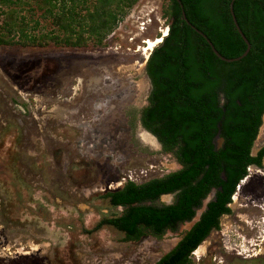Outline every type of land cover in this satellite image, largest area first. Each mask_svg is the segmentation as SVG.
<instances>
[{
	"label": "rangeland",
	"instance_id": "1",
	"mask_svg": "<svg viewBox=\"0 0 264 264\" xmlns=\"http://www.w3.org/2000/svg\"><path fill=\"white\" fill-rule=\"evenodd\" d=\"M169 2L141 0L104 50L0 46V264H157L199 220L207 202L161 240L126 242L110 227L90 233L122 211L102 199L106 193L181 168L159 143L154 149L140 137L152 85L139 46L169 27L162 13ZM134 10L152 19L132 43ZM263 147L264 122L254 155ZM260 172L250 169L233 213L203 243L204 253L193 254L194 264H264Z\"/></svg>",
	"mask_w": 264,
	"mask_h": 264
},
{
	"label": "trees",
	"instance_id": "2",
	"mask_svg": "<svg viewBox=\"0 0 264 264\" xmlns=\"http://www.w3.org/2000/svg\"><path fill=\"white\" fill-rule=\"evenodd\" d=\"M140 1L0 0V46L104 50ZM231 3L170 0L163 8L169 34L147 61L152 88L140 122L181 168L106 193L102 199L122 211L105 216L90 232L110 227L126 242L161 240L192 223L216 191L199 220L157 264H194L193 254L233 213V199L252 166L263 168L264 147L256 156L253 149L264 122V0L234 4L251 44L248 56L235 63L219 59L183 17L185 12L223 57L236 59L248 46L233 21ZM171 195L173 203L161 202Z\"/></svg>",
	"mask_w": 264,
	"mask_h": 264
},
{
	"label": "bare ground",
	"instance_id": "3",
	"mask_svg": "<svg viewBox=\"0 0 264 264\" xmlns=\"http://www.w3.org/2000/svg\"><path fill=\"white\" fill-rule=\"evenodd\" d=\"M134 11L135 12L131 16H129V19L127 22L128 25H133L132 26L133 30L130 32V34H131L130 39H133V41H131L129 39L132 43L140 42V40L142 39V36H144L146 34L145 31L147 29H145L144 27L149 25L148 20L152 19V17H150V16H148L147 18L144 17L143 16L144 12H140V13L136 14L137 11L136 10H134ZM143 40H145V43H148V46H149V47H146V49H145L146 56H144V59L147 60L149 58L150 52H152L162 42V40H161V38H158V39L153 40V41L152 40L146 41V39H143ZM132 45H134V44H132ZM140 137H141L142 141L144 142V144L148 145L149 147H152L154 149L160 148L157 140L151 134H149L147 131H145V130L142 131ZM256 171L258 174L261 173L259 169L252 168L251 174L253 172L255 173ZM244 185H246V183L242 184L241 188H243ZM237 199H238L237 196H235L234 201L236 202ZM200 250L203 251L204 247L202 246ZM200 253L201 252H199V254Z\"/></svg>",
	"mask_w": 264,
	"mask_h": 264
},
{
	"label": "water",
	"instance_id": "4",
	"mask_svg": "<svg viewBox=\"0 0 264 264\" xmlns=\"http://www.w3.org/2000/svg\"><path fill=\"white\" fill-rule=\"evenodd\" d=\"M178 1L180 2V0H178ZM235 2H236V0H232L231 7H230V9H231V14H232V17H233V21H234V23H235V26H236V28H237V30H238L240 36L243 38L244 42H245V43L247 44V46H248V49H247V51L245 52V54H244L243 56L239 57V58H236V59H227V58L223 57V56H222V55L216 50V48L214 47L213 43L208 39V37H207L206 35H204L202 32H200L198 29H196V27H194V26L188 21L187 16H186V13L183 12L184 20H185V21H186V22H187V23H188V24H189L194 30H196L199 34H201V35L207 40V42L209 43V45H210L211 48L213 49L215 55H216L219 59H221V60L224 61V62H228V63H235V62H239V61H241L242 59H244L245 57H247L248 54H249L250 51H251V44H250L249 40L247 39V37L245 36L244 32L242 31V29H241V27H240V25H239V23H238V20H237V18H236L235 12H234V4H235ZM162 42H163V40H162ZM162 42H161V43H162ZM161 43H160V44H161ZM153 137H154V136H153ZM154 138H155V137H154ZM155 139H156V138H155ZM156 140H157V139H156ZM157 142H158V141H157ZM158 143H159V142H158ZM219 144H220L219 147H221L222 144H223V141L220 140V141H219ZM160 146H161V145H160ZM253 155H254V149H253ZM254 156H256V155H254ZM252 168H255V169H259V170H261V168H258V167H256V166H254V167H252ZM250 177H251V176L249 175V176L247 177V179L241 183L240 187L238 188V191L241 189L242 184L246 183ZM215 194H216V191H214V192L209 196L208 200L206 201L207 204H208V203H209V202L215 197ZM197 221H198V220H197ZM197 221H196V222H197ZM196 222H195V223H196Z\"/></svg>",
	"mask_w": 264,
	"mask_h": 264
},
{
	"label": "built area",
	"instance_id": "5",
	"mask_svg": "<svg viewBox=\"0 0 264 264\" xmlns=\"http://www.w3.org/2000/svg\"><path fill=\"white\" fill-rule=\"evenodd\" d=\"M149 21H151V19L149 20ZM145 29H147V26L146 27H144ZM161 34H162V37H161V40H163L168 34H169V27L166 29V30H161ZM132 41H133V39H131ZM147 41V40H146ZM149 41V40H148ZM146 47H149L148 46V43H145V40H143V47H141V46H139V48L141 49V51L144 53V55L143 56H146V52H145V49H146ZM139 49V50H140ZM140 52V51H139ZM153 52V51H152ZM152 52H150V54H149V57L151 56V53ZM149 59V58H148ZM147 59V60H148Z\"/></svg>",
	"mask_w": 264,
	"mask_h": 264
},
{
	"label": "flooded vegetation",
	"instance_id": "6",
	"mask_svg": "<svg viewBox=\"0 0 264 264\" xmlns=\"http://www.w3.org/2000/svg\"><path fill=\"white\" fill-rule=\"evenodd\" d=\"M261 149H262V148H261ZM261 149H260V150H261ZM260 150H259V151H260ZM259 151H258V152H259ZM257 154H258V153H257ZM257 154H256V155H257ZM252 167H254V166H252ZM263 168H264V161H263ZM263 168H262V169H263ZM251 169H252V168H251ZM259 238H260V237H259ZM253 243H254V242H253ZM200 248H201V247H200ZM200 248L196 251V254H195V255L199 254V252H200ZM202 253H204V251H203ZM256 262H258V260H256Z\"/></svg>",
	"mask_w": 264,
	"mask_h": 264
}]
</instances>
